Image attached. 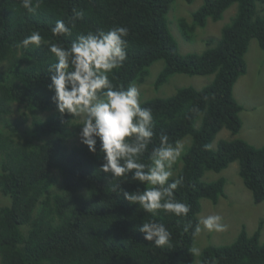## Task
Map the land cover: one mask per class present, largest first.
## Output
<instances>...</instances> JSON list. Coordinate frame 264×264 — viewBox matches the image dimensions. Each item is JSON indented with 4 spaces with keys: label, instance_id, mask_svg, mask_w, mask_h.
<instances>
[{
    "label": "trees",
    "instance_id": "16d2710c",
    "mask_svg": "<svg viewBox=\"0 0 264 264\" xmlns=\"http://www.w3.org/2000/svg\"><path fill=\"white\" fill-rule=\"evenodd\" d=\"M173 1L42 0L29 13L21 0H0V193L10 200L0 202V264H196L190 250L197 237L201 199L216 204L225 187L224 178L205 182L202 176L206 171L220 172L233 161L239 163L238 174L253 202H264V145L231 139L218 141L215 150L204 147L222 128L232 136L242 128L243 108L233 87L247 71L250 41L255 39L264 52V14L257 9L264 0H203L190 22L178 21L186 41H192L196 29L204 28L208 20H221L233 4L237 10L218 38L204 40L201 53L185 55L179 53L168 26ZM74 10L83 11V18L73 21ZM57 20L71 27L70 35L52 34ZM120 26L129 32L127 59L109 74L114 86L126 89L144 82L149 67L161 60L154 89L173 74L214 75L201 89L182 87L172 96L141 101L142 107L152 110L155 135L140 162H150L161 134L173 144L191 136L181 166L169 179L183 178L174 196L191 206L186 217L163 210L146 213L114 191L117 185L130 193L148 186L130 176L112 180L101 172L99 142L96 153L80 142L68 145L79 136L82 124L68 115L61 117L51 100L48 68L56 60L49 44L67 48L79 35ZM33 31L41 33V45L20 46ZM14 104L33 116L30 128L26 116L13 117ZM150 220L166 226L170 246L156 247L144 239L138 229ZM263 222L252 235L242 225L232 243L206 246L197 264H264V243L259 240Z\"/></svg>",
    "mask_w": 264,
    "mask_h": 264
},
{
    "label": "clouds",
    "instance_id": "9594fccd",
    "mask_svg": "<svg viewBox=\"0 0 264 264\" xmlns=\"http://www.w3.org/2000/svg\"><path fill=\"white\" fill-rule=\"evenodd\" d=\"M42 0H21L22 7L34 13ZM83 11L74 10V19L83 18ZM74 22L72 27H74ZM54 36L70 35L71 27L63 20H57L51 29ZM128 29L124 26L112 27L108 31H89L72 41L70 47L50 43L49 52L56 62L49 68L51 83L48 90L53 93L51 100L61 117L68 115L78 118L80 143L89 152L96 153L99 142L103 153L100 171L110 174L112 180L127 177L148 187L128 192L117 185L124 199L139 205L146 213L155 215L158 210L177 217H186L190 205L178 201L174 191L183 183V178L169 182L173 176V166L180 159L184 146L180 141L169 142V137L161 134L159 147L151 150L149 163L140 162L148 151L155 135L151 108L142 107L140 90L134 84L126 89L116 87L109 79L114 69L123 66L127 59ZM43 37L39 31L26 36L20 46L39 47ZM206 150L211 145L204 146ZM200 225L209 232H224L227 226L219 214H211L197 224L194 235L201 232ZM146 241L156 247L170 246L171 233L163 223L154 220L139 226ZM185 232L188 227H185ZM191 253L201 255L198 247Z\"/></svg>",
    "mask_w": 264,
    "mask_h": 264
},
{
    "label": "rangeland",
    "instance_id": "374dc122",
    "mask_svg": "<svg viewBox=\"0 0 264 264\" xmlns=\"http://www.w3.org/2000/svg\"><path fill=\"white\" fill-rule=\"evenodd\" d=\"M202 3L203 0H194L191 4L186 3L184 0H174L167 13L170 32L177 42L179 53L182 55L201 53L206 48L204 40L208 37L218 38L221 29L231 21L237 10L236 4H233L223 13L221 20L217 22L208 20L204 28L196 29L192 41H186L181 35L178 21L185 19L190 22L191 13L201 6ZM257 9L260 14H264V4L257 3ZM245 62L247 71L245 75L238 78L233 87V96L243 108L240 114L242 128L234 136L227 129L222 128L211 143V148L214 150L217 149V144L220 140L243 139L258 147L264 145V52L260 49L255 39H252L249 43L245 54ZM163 64L162 60L153 63L149 67V73L145 81L135 85L140 90V101L152 97H169L182 87L201 89L214 78V75L190 76L173 74L164 84L154 89L152 84L162 70ZM13 110L14 118H20V115L27 117L26 126L30 128L33 116L27 114L25 110H17L15 104L13 105ZM39 117L42 118L43 115H39ZM76 121L80 122L78 118H76ZM199 124L200 121H197L196 127ZM79 142V136L73 137L68 141V145L73 146ZM180 142L184 146L183 155L191 144V136H185ZM181 164L182 162L179 159L173 166V175ZM238 171L239 163L233 161L220 172L206 171L202 176V180L205 182L224 178L225 187L224 196L220 197L216 204H213L208 199H201V210L198 214V219L201 221L208 215L219 214L223 218V223L227 226V230L220 233L209 232L203 228V225H200L202 230L197 234L193 247H198L201 252L208 245L217 246L232 243L240 232L242 225L245 226L247 234L252 235L260 221L264 220V202L259 204L253 202L251 193L244 186ZM0 202L1 204H7L10 200L8 197H3L0 193ZM259 240L264 243V222L261 227ZM199 256L194 255L196 264Z\"/></svg>",
    "mask_w": 264,
    "mask_h": 264
}]
</instances>
